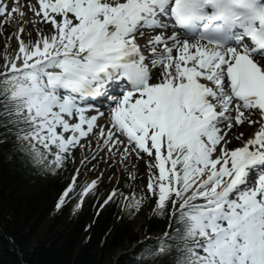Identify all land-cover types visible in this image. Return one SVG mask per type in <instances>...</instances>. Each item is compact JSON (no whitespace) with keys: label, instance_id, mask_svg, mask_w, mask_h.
I'll return each mask as SVG.
<instances>
[{"label":"snow or ice","instance_id":"1","mask_svg":"<svg viewBox=\"0 0 264 264\" xmlns=\"http://www.w3.org/2000/svg\"><path fill=\"white\" fill-rule=\"evenodd\" d=\"M0 30V143L44 175L146 159L104 202L168 220L132 264H264V0H0Z\"/></svg>","mask_w":264,"mask_h":264},{"label":"trees","instance_id":"2","mask_svg":"<svg viewBox=\"0 0 264 264\" xmlns=\"http://www.w3.org/2000/svg\"><path fill=\"white\" fill-rule=\"evenodd\" d=\"M69 173L64 167L44 175L21 158L11 139L0 143V264H132L133 252L126 250L154 244L147 238L166 230L167 218L151 210L142 228L148 237L137 242V213L130 215L120 199L100 206L105 192L98 187L80 209L73 211L81 190L57 208Z\"/></svg>","mask_w":264,"mask_h":264},{"label":"rangeland","instance_id":"3","mask_svg":"<svg viewBox=\"0 0 264 264\" xmlns=\"http://www.w3.org/2000/svg\"><path fill=\"white\" fill-rule=\"evenodd\" d=\"M45 30H47V27H45ZM4 35V34H3ZM27 32L24 33V39L27 40L29 37H26ZM37 32L34 29V26L31 30V37L37 38ZM11 48H16L18 46V41L12 38L10 41ZM5 47V39L2 38L0 35V56L3 55V50ZM76 159L75 162L70 161L71 169H73V173L76 174V170L79 169V175L77 176L78 179H81L84 183L90 182L93 179H96L99 177V182L102 179L100 183L101 186H104V189H111L114 184L117 181H120V184L124 183V181L128 182V187L130 192L136 191V185L138 186V192H143L144 189H146V185L148 182V169L142 170L137 168L136 165V179L134 182L129 181L128 172L124 171V168L121 164H117L115 161H110L109 154L105 150L104 152H101L95 160L91 161L87 164V167H81L80 160L83 158L84 155H87L88 153L83 151V148H77L76 150ZM119 160V159H118ZM146 162V159H145ZM96 165L93 167V165ZM70 168V166H69ZM42 178L41 175H37L36 179ZM136 183V184H135ZM120 184H118L120 186ZM145 192V191H144ZM153 204V198H151L150 194L148 195V198H146L145 203L143 204L142 208L140 209V212L135 216L133 220V228L134 231H137L140 236H142V228H143V222L146 218V215L148 214L149 210L151 209Z\"/></svg>","mask_w":264,"mask_h":264},{"label":"bare ground","instance_id":"4","mask_svg":"<svg viewBox=\"0 0 264 264\" xmlns=\"http://www.w3.org/2000/svg\"><path fill=\"white\" fill-rule=\"evenodd\" d=\"M33 2H37V0H33ZM43 27L45 28V27H47L46 25H43ZM32 28H33V26H32ZM28 30L26 29V32H27ZM0 35L2 36V38H4L5 39V37H4V35H3V31L2 30H0ZM102 123H103V119H102V121H101ZM239 144V141H236V142H234V144H233V146H237ZM83 151L85 152V149L83 148ZM104 152V151H103ZM119 159V157H116V160H115V162L117 163V164H119L118 163V160ZM136 165L138 166L137 168H139V169H144V170H146L147 169V164H146V162H145V160H138L137 162H136Z\"/></svg>","mask_w":264,"mask_h":264}]
</instances>
